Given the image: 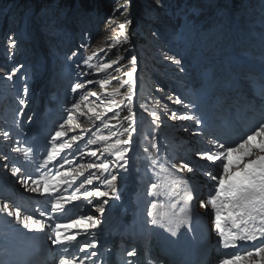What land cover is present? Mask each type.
I'll list each match as a JSON object with an SVG mask.
<instances>
[{
    "label": "snow or ice",
    "instance_id": "snow-or-ice-1",
    "mask_svg": "<svg viewBox=\"0 0 264 264\" xmlns=\"http://www.w3.org/2000/svg\"><path fill=\"white\" fill-rule=\"evenodd\" d=\"M126 21L119 24L123 42H127L129 37L124 32ZM12 46H15V40H12ZM121 41L117 38L116 44H109L108 48L118 47ZM104 50L101 49L100 52ZM77 53L73 52L72 57ZM99 53L94 52L91 56L82 60V64L90 69H95L96 73H108L114 69V65H119L123 57L109 62L92 64L91 61ZM167 59L175 61L174 57ZM179 63L178 61H176ZM131 63L136 64V57H132ZM79 67V65H77ZM136 68L133 67L125 73L128 79L119 81V86L113 87L108 92L106 85L109 80L99 81V86L104 89L103 96L109 97L107 101L96 91L88 90L87 94L80 95L79 99L73 101L66 109V119L58 125L54 134L51 135L44 146L45 155L35 166L34 172H30L27 166L17 167L15 164L11 167V173L17 177L19 183L28 191L38 193L45 197V201L40 207L31 212H22L20 207L11 210L7 202L0 203V212H6L9 216H14L17 223L23 225L25 229L35 232H44L50 229L54 234L51 243L62 246V253L57 264H104L103 260L92 258L98 257L96 250L98 240L92 235V230L101 225L102 221L95 215H79L78 218L67 216V205L73 202L81 201L91 205L96 212L101 215L105 212V205L109 200L118 198V189L115 182L118 179L116 174L112 173V168L117 170H126L129 159L128 153L132 148V133L136 131L134 127L135 113L129 109V115L124 117L128 121V127L110 123L115 117V108H119L122 102H117L114 98L120 95L129 103L134 95L133 74ZM9 79L11 76L8 77ZM97 83L93 80H86L84 83H75L71 87L73 94L78 90L87 89L88 85ZM127 87L126 92H121L122 88ZM24 94L28 93L27 86L23 89ZM264 94V88L261 89ZM89 97L96 100L90 101ZM100 104H104L103 110H98ZM178 104L183 102L180 99L175 101ZM21 105L25 104L23 99L19 100ZM127 106V105H125ZM143 107V105H141ZM186 108H195V105H185ZM83 109H86L83 110ZM147 111V109H144ZM22 111V110H21ZM108 113H113L109 117ZM152 123L159 128V115L153 111L151 113ZM78 117L86 118L95 124L99 121V126L92 129H82L81 134H72L75 129L80 128L79 123H75ZM172 119H181L193 121L195 125H201L203 119L197 117L195 113L183 114L177 116L171 114ZM67 127V131L65 128ZM123 128V131H114L117 128ZM90 133L91 138L86 140V151L80 149V142L84 141V133ZM107 134H104V133ZM127 134L128 138L121 139V136ZM5 138L9 137V132H4ZM115 137V139H113ZM101 145L100 148L92 149L89 146ZM208 148L199 151L196 155L200 160H205L214 166L215 170H207L202 174L206 176L214 187L210 188L207 199H200L201 188L198 184L190 182L183 174L193 173L195 167L192 162H181L178 167L171 162L168 156L161 158L149 154L148 148L143 151L149 162V170L156 182L150 184L147 195L159 197L166 195L171 203L170 209L179 208V213L174 211H159L162 206L157 199H153L147 216L152 225H161L165 223L175 225L168 227L173 236L177 234L182 225H189L191 221L192 202L197 200L201 208L206 211L211 210L214 214L213 225L219 236V242L223 249H232L234 254H229L226 258L220 259L218 264H264V123L241 138L238 143L229 141L220 142L219 139H209ZM152 147H156L155 144ZM14 152L23 156L30 163L34 159V150L32 147H20L12 149ZM99 153V155H98ZM85 157L95 158L87 164V168L78 161ZM115 159H112V158ZM7 161L8 157L5 156ZM217 162H219L217 164ZM75 165V167H72ZM7 167V164H5ZM29 183L33 185L29 187ZM104 187L110 191L102 190ZM71 189V192L69 190ZM76 207V205H73ZM37 214L38 217L37 218ZM65 220L66 222H59ZM79 237V238H78ZM81 238L83 242H81ZM244 250L242 254L240 249ZM136 251H128L127 257L136 256ZM131 264V261H126ZM151 264H155L152 261Z\"/></svg>",
    "mask_w": 264,
    "mask_h": 264
},
{
    "label": "trees",
    "instance_id": "trees-1",
    "mask_svg": "<svg viewBox=\"0 0 264 264\" xmlns=\"http://www.w3.org/2000/svg\"><path fill=\"white\" fill-rule=\"evenodd\" d=\"M37 1L38 7L34 8V3ZM145 1V0H144ZM153 3L154 8L159 10L161 13H155L160 26L155 22L156 19H151L154 13L149 12L148 18L144 17V2L142 0H115L114 3L116 8L113 11L118 13V10H122L124 7L126 14L132 12L134 14L139 13L140 18L138 22L141 25V29L136 33L139 38H135L136 47H142L137 49L138 54H135L133 50H130L134 40L128 39L127 42L120 40L118 47L109 49L102 45L94 46L91 53L97 52L99 55L94 57L92 64H98L101 62H107V60H116L118 57H123L120 60L119 65H114L119 68V74L122 75V81L128 79L125 75L133 67L139 71H146V76H149L151 62L150 57L145 55V51L148 48L152 50V59L155 61L165 59L164 53H169L178 57V59H187L186 62L177 63L174 62L166 70H162L156 64L158 72L162 71L161 76H165V80L159 81L156 77L155 81H150L149 87H144L147 79L140 83L145 89H139V94L143 92V95L138 97L137 106L143 105V109H147V113L150 116L152 123L151 113L155 111L159 115V122L163 124V134L172 137L174 132L178 131L180 124L185 125L188 120L172 119L171 114L176 113L177 116L183 114L195 113L197 117L204 118L206 121L205 127L201 125H195L193 121L192 128L189 131V135L202 136L207 130L208 132L213 131L214 135L220 133L224 126H229L233 120L251 119L253 114L244 115V112H239V99H235L232 104H220L217 100V94L212 99H206L204 91L191 82L192 66L198 65L203 67L206 61L212 69L215 70L217 66L222 68V75L234 76L235 65H239L241 57L245 51L251 52L257 51L253 59H258L261 55V59L264 62V0H148ZM110 0H0V62L5 63L4 57L10 56L17 58L21 56L23 60L27 57V54L31 53L25 48V43L30 40L38 38L39 36L51 38L54 36L52 45L55 47L56 52L68 49V39L70 37L80 39V42L89 35V32L84 33V29L91 27H99L100 22L98 18L106 16L111 9L109 4ZM146 4L148 2L146 1ZM33 8L31 9V7ZM206 7V8H205ZM150 8L151 10H155ZM251 15L260 13L257 19L247 22L245 19L247 16L243 13L244 11H250ZM67 13V14H66ZM161 14V15H160ZM57 15L59 19H57ZM63 15V16H62ZM67 15V17H64ZM123 15V13H121ZM135 16V15H134ZM243 18L244 21H236L237 18ZM259 20V18H261ZM134 19V17H132ZM225 19L227 22H224ZM117 19H114V21ZM45 21L52 23L56 21L59 23L56 29L53 30L50 36L47 31L41 33L42 22ZM113 22V20H112ZM7 23V24H6ZM76 23V25H75ZM124 23V22H122ZM164 23V24H163ZM245 23V24H244ZM16 24V25H15ZM72 24V26H69ZM8 26V27H7ZM17 26V27H16ZM170 26V27H169ZM19 28V29H18ZM17 29V30H16ZM81 29L83 32H79ZM103 33H106L104 27H101ZM154 29V30H151ZM184 32V34H182ZM152 38L150 34H152ZM103 36L110 37L102 34ZM225 35V42H222L218 37ZM94 37L89 38L87 41L82 43V47L89 45ZM101 39V36L98 38ZM181 39L184 42L182 45ZM189 42H186V40ZM12 40H15V46H12ZM22 40V41H21ZM10 43V44H9ZM36 43V42H34ZM3 44V45H2ZM75 45V43H74ZM11 46V47H10ZM263 47L262 50H258ZM65 49V50H64ZM104 50L100 52V50ZM71 50V49H70ZM63 53L59 54V59L63 56ZM155 53H162L163 56L159 55L157 60ZM136 56V61L141 58L144 61L142 66L138 68L131 63L128 58L133 55ZM36 55V54H34ZM36 57V56H35ZM75 57L71 59V63H75ZM81 58V57H80ZM219 58L222 60L219 61ZM3 59V60H2ZM5 60V61H4ZM151 61V62H149ZM203 62V63H202ZM139 63V62H138ZM33 65H38L39 68H43L45 65L44 59H41L36 63V60L32 62ZM22 64H18L14 70H18ZM230 65L232 67H227ZM28 68V66L23 67ZM78 69V68H77ZM95 76L87 80H93L97 83L88 85L87 89L82 90L81 95L87 94L88 90L96 91L103 95L104 89L99 86V81L107 79L109 84L106 85L108 92H111L113 87H118L117 80H113L112 77L118 71L110 69L108 73H96L93 69ZM134 75V74H133ZM136 75V74H135ZM187 76L186 79H182L178 84L174 83L173 77ZM119 78V77H118ZM159 81V82H158ZM26 86L28 80H26ZM85 82V81H84ZM259 85V84H258ZM258 85L250 87L251 91L257 97L260 94ZM97 87V88H94ZM136 88H134L135 93ZM127 87L122 88L121 92H126ZM155 91H158L157 93ZM103 92V93H102ZM40 91H37L39 95ZM104 100H107L104 98ZM122 100L123 104H120L119 108H115V117L110 120V123L116 125H123L126 127L128 121L124 120L125 116H128L129 109L133 110L132 105L128 101H124V97L117 95L115 100ZM146 99V100H145ZM176 99H180L183 103H176ZM39 100V99H37ZM90 101L96 100V98L89 97ZM145 101V102H144ZM100 105L98 110H103L104 104H100V101H96ZM131 103V102H130ZM127 105V106H125ZM185 105H195V108H186ZM86 111V110H85ZM230 111V118L227 112ZM109 117H113V113H108ZM77 122L83 129L94 127L92 121L78 117ZM99 122V121H96ZM95 122V123H96ZM97 127V126H95ZM249 128H246L247 131ZM95 128L93 129V131ZM114 131H123V128L114 129ZM104 134H107L106 132ZM121 139L127 138V134L120 137ZM115 139V137H114ZM17 141H20L18 136Z\"/></svg>",
    "mask_w": 264,
    "mask_h": 264
},
{
    "label": "rangeland",
    "instance_id": "rangeland-1",
    "mask_svg": "<svg viewBox=\"0 0 264 264\" xmlns=\"http://www.w3.org/2000/svg\"><path fill=\"white\" fill-rule=\"evenodd\" d=\"M146 1L148 2V4H146ZM157 1H159V0H157ZM142 2H144V10H142V12L144 11V17L143 18H148L149 16H150V14H149V12H152V13H154V15L152 16V17H150L152 20L153 19H156L155 20V22L157 23V25L158 26H160V21L161 20H158V18H157V15L155 14V13H161V12H159V10H157V9H155L154 8V5H153V3H151L150 1H148V0H142ZM35 5H34V8H37L38 7V4H37V1L34 3ZM109 4H110V6H111V9H110V12L106 15V16H103L102 18H98L97 20L101 23L100 24V26L99 27H93V30H95L96 31V36H95V38L93 39V40H91V42L89 43V45H87L86 47H88L87 48V50H92L93 49V47L94 46H98V45H104V46H106V47H108V45L109 44H116L117 43V38H119V40H123V36L121 35V31H120V29H119V24L120 23H122V22H126V21H130L131 23H129V24H127V26H126V28L124 29V32L128 35V37L130 38V40H134L132 43H133V45L130 47L131 49L130 50H133L134 52H135V54H138V51H137V49H142V47H140V46H138L139 48H137L136 47V45H134V44H136V42H135V38H139V36L136 34L140 29H141V25H140V23L138 22L139 20H141V19H143V18H140V15H139V13H136V14H134V13H132V12H129V14H126V11H125V9H124V7H122V10H118V13H116V11H113V8H116V5H115V3H114V0H110V2H109ZM262 5H264V4H262ZM33 8V6L31 7V9ZM150 8H154L155 10H151ZM206 8V7H205ZM251 12H253V10H250V11H244L243 13L247 16V18L245 19L247 22H250V21H252V20H254V19H257L258 20V17L260 16V13H255V15H251L250 13ZM121 13H123V15H121ZM67 14V13H66ZM135 15V16H134ZM161 15V14H160ZM63 16V15H62ZM64 17H67V15H65ZM132 17H134V19H132ZM57 19H59V17H58V15H57ZM114 19H117V20H115L114 21ZM262 19V17L261 18H259V20H261ZM112 20H113V22H112ZM236 21H241V22H243L244 21V19L243 18H237L236 19ZM224 22H227V20L225 19V21ZM59 23H57L56 21H54V22H52V23H48V21L47 22H45V21H43L42 22V25H41V32L42 33H44V31L45 30H48L47 31V34H48V36H50L51 35V33L53 32V30L54 29H56L57 27V25H58ZM164 24V23H163ZM75 25H76V23H75ZM104 27V30H105V32L106 33H103V30L101 29V27L102 26ZM69 26H72V24H70ZM170 27V26H169ZM100 29V30H99ZM151 30H154V29H151ZM98 31H99V33H98ZM102 31V32H101ZM79 32H83L81 29H79ZM87 32V29L85 28L84 29V33H86ZM102 34H104V35H107V36H110L109 38L108 37H106V36H103ZM152 35H153V33L152 34H150V37H152ZM99 36H101V39L99 40L98 38H99ZM52 37H54V36H51V38ZM51 38H48L49 39V41L50 40H53V39H51ZM152 38H154L155 39V37H152ZM222 42H225V35H221V36H219L218 37ZM89 39V37H88V35H87V37H85L79 44H77V42H75V44H76V46H75V48L70 52V54L72 55V53L73 52H76L78 49H80V45L82 44V43H84L85 41H87ZM39 40H40V38L38 37L37 39H36V43H39ZM22 41V40H21ZM30 41H32V40H30ZM29 41V42H30ZM33 41H34V39H33ZM76 41H78V40H76ZM178 41V40H177ZM29 42H27V43H25V48L27 49V50H30V52H32V49H33V47L32 48H30V44H29ZM3 45V44H2ZM86 47H84V49L86 48ZM113 48H117V47H113ZM84 49H82L81 50V53H82V56H84V55H89L86 51H84ZM34 51H35V53L34 54H36L35 56V58L34 59H32V60H30V61H25V64H26V66H28V74H30L31 72H35L36 70H39V69H37V67H35V65H33L32 64V62L34 61V60H38V58L39 57H42V55H41V53H42V46L41 45H37V46H35V49H33ZM152 50H151V48H148L147 47V49H146V51H145V55L147 56V57H150L151 58V61H154V63L153 62H151V61H149V62H151L149 65H151V67H152V69H150V72H149V76L147 77L146 75H144V71H139V70H136V72L134 73V75H133V82L134 83H136L137 81V83H136V90H135V93H134V95H138L139 94V81H141L142 79L140 78V75L142 74V75H144V78L145 79H147V81H145V83H144V87H151V85L149 84V83H147V82H149V79H150V81H155L156 80V77H160V74H159V72H158V68L157 67H155V63H158V62H161L160 64H158V67L159 68H161V67H163L164 66V68H167L168 67V64L170 65L171 63H172V61L173 60H170V59H167V57H165V59L164 60H162L161 58H160V60L159 61H155L154 60V57H153V59H152ZM103 54H104V51H103ZM31 55V53H29V54H27V56H30ZM159 55H161V56H163V54L161 53H155V56H156V58H157V60L159 59ZM164 55H166V53H164ZM132 57H136V56H134V54L133 55H131L129 58H128V60H131L132 59ZM17 59H22V57L21 56H18L17 57ZM112 59H109V60H107V62H109V61H111ZM220 60H222L221 58H219V61ZM144 60L143 59H141V58H139L138 59V62L136 61V64L134 65V66H136L137 68L139 67V66H142L141 64H142V62H143ZM187 61V59H184L183 61L182 60H180V63H182V62H186ZM20 62V61H19ZM21 63V62H20ZM174 63V62H173ZM23 66V65H22ZM115 68H117L116 66H114V69ZM119 72L120 71H118L117 73H115V75H117V77H119L118 79H122V75L121 74H119ZM22 74L24 75V70L22 71ZM136 74V75H135ZM149 78V79H148ZM187 78V76H181V77H179V78H177V77H175L174 76V80H176L177 82H176V84H178L179 83V81L180 80H182V79H186ZM162 79H164V76L162 77ZM125 80V79H124ZM5 80L2 78V79H0V83H2V82H4ZM123 81V80H122ZM121 81V82H122ZM38 85H39V83L37 84V87H38ZM94 88H97V87H94ZM12 89H14L13 87H12ZM103 93V92H102ZM29 95V92L25 95V97H27ZM134 95H133V98H132V101H131V103H129L130 105H132V106H135L136 107V105H137V100H134ZM103 96V95H102ZM105 99H109L107 96H105L104 97ZM105 101H107V100H105ZM124 101H127V100H125V98H124ZM20 106L21 105H19V106H17V108H16V112H18L19 111V109H20ZM27 113V109H23L21 112H20V114H26ZM248 114V113H247ZM30 114H28L27 116H25V117H23V118H21V121H22V123H25V121L27 120V118H28V116H29ZM227 115H228V117H230V112H227ZM232 118H234V117H232ZM241 121V120H240ZM141 122H144V119L142 118L141 119ZM239 122V121H238ZM232 123H233V128L235 129V127H236V125H237V122H236V124H235V122L234 121H232ZM230 125V124H229ZM244 126L245 127H247V128H249V129H252V128H256V126H257V123H256V121H255V118H253V120H249L248 121V123L247 124H244ZM144 127H145V125H144ZM156 127V126H155ZM157 129V135H159V133H160V129H161V125L159 124V128H156ZM197 138H203V137H197ZM185 139L188 141V143H192V144H197V143H199L200 142V140H194L191 136H186L185 137ZM135 147V146H134ZM112 159H115L114 157L112 158ZM2 170V167L0 168V171ZM186 173V172H185ZM107 191H110V189L109 190H107ZM124 193H122V195H123ZM122 197H124V196H122ZM203 210H204V208H202ZM200 210H201V207H200ZM202 210V211H203ZM247 250H250V248H247Z\"/></svg>",
    "mask_w": 264,
    "mask_h": 264
},
{
    "label": "bare ground",
    "instance_id": "bare-ground-1",
    "mask_svg": "<svg viewBox=\"0 0 264 264\" xmlns=\"http://www.w3.org/2000/svg\"><path fill=\"white\" fill-rule=\"evenodd\" d=\"M115 1V0H114ZM7 24V23H6ZM101 24V23H100ZM245 24V23H244ZM16 25V24H15ZM102 26V25H101ZM8 27V26H7ZM17 27V26H16ZM103 27V26H102ZM19 29V28H18ZM17 30V29H16ZM100 30V29H99ZM87 32H89V35H88V37L89 38H91V37H94L95 38V36H96V31L95 30H93V27H91V28H89V29H87ZM102 32V31H101ZM98 33H99V31H98ZM182 34H184V32L182 33ZM185 35V34H184ZM93 38V39H94ZM92 39V40H93ZM76 40H78V41H76ZM178 41H180V42H182V40L181 39H179ZM75 42H77V44H79L80 43V39H76V38H74V37H70L69 39H68V49H64L66 52H70V51H72L74 48H75V46H76V44L74 45V43ZM186 42H189V40L187 39L186 40ZM184 42H182L181 43V45L183 44ZM10 44V43H9ZM54 45V44H53ZM11 47V46H10ZM71 49V50H70ZM82 49H84L83 47H82V45H80V49H78L77 51H76V53H77V55L76 56H74V57H72V59L73 58H75V57H79V58H77V59H75V63H71V60L70 59H68V57H70V56H72L70 53L68 54V55H66L67 53H63L62 51H57V59H58V61L60 62V63H66V64H68L71 68H72V70H74V71H78V72H84V73H86L87 72V65H84V64H82V60L83 59H86L88 56L87 55H84V56H82V53H81V50ZM30 51V50H29ZM60 53H63V56H61V58L59 59V54ZM81 57V58H80ZM3 60V59H2ZM6 60V59H5ZM4 60V61H5ZM180 60H184V59H177V61L180 63ZM94 61V59H92V61L91 62H93ZM203 63V62H202ZM77 65H79V67H77ZM202 66V65H201ZM36 67V66H35ZM78 68V69H77ZM5 71L6 70H4V69H2L1 67H0V79H4V80H6V79H8V76L7 75H5ZM254 74H255V72H254ZM173 80H174V77H173ZM177 81L176 80H174V83H176ZM13 88H14V86H13ZM150 89V88H149ZM13 91L15 92V93H17V91L15 90V89H13ZM230 112V111H229ZM234 122H235V124H236V122H237V125H236V127H235V129L233 128V123H230V125H229V130H228V133H226V135H228V137L227 136H222L220 139L221 140H224V141H229L230 143H237L238 142V140H239V138H240V134H241V132H242V130H243V128H246L245 126H244V124H247V122L246 123H244L245 121L244 120H233ZM239 121V122H238ZM210 139H212V138H210ZM36 142H37V144L36 145H38V143H39V139H37L36 140ZM203 141H200L198 144H203L202 143ZM33 143H34V141H32V145H33ZM198 150H203V148H199ZM192 152V151H191ZM38 161H35V162H33L32 163V165L34 166L33 168H35V166L36 165H38ZM184 176L185 175H187V172L186 173H184L183 174ZM201 193H202V195L204 196L205 194H206V191H205V189H203V190H201ZM200 198H201V195H200ZM196 203V202H195ZM194 201L192 202V210H191V215H192V217H191V222H195L196 221V218H197V208H195V206H194ZM91 206V205H90ZM201 210H203L202 208H201ZM187 226L188 225H182L181 227H180V229H179V231L177 232V234H179V236L181 235V233L183 232V231H185L186 229H187ZM173 240V238L171 237V235L169 234V233H167L166 234V236H165V238H164V241H172ZM98 247H101V248H104V244H103V246H98ZM164 249H165V246H164ZM157 251H159V247L157 246H154V247H151L150 248V250H149V252H148V254H147V259L146 260H143L142 262H140V263H138V264H151V262L152 261H155V263L157 262V256H158V254H156V252ZM178 254L179 255H181V252L180 251H178Z\"/></svg>",
    "mask_w": 264,
    "mask_h": 264
},
{
    "label": "clouds",
    "instance_id": "clouds-1",
    "mask_svg": "<svg viewBox=\"0 0 264 264\" xmlns=\"http://www.w3.org/2000/svg\"><path fill=\"white\" fill-rule=\"evenodd\" d=\"M36 44L39 45L40 43H36ZM201 247H204V243L203 242H202ZM201 252H203V251L201 250Z\"/></svg>",
    "mask_w": 264,
    "mask_h": 264
}]
</instances>
